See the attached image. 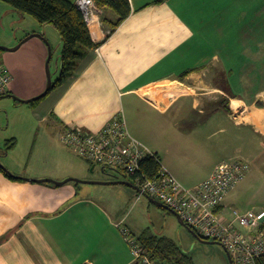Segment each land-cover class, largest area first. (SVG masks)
Wrapping results in <instances>:
<instances>
[{"label": "crops", "instance_id": "1", "mask_svg": "<svg viewBox=\"0 0 264 264\" xmlns=\"http://www.w3.org/2000/svg\"><path fill=\"white\" fill-rule=\"evenodd\" d=\"M129 1L131 14L113 33L109 23L116 16L102 9L99 23L89 28L100 46L73 77L35 106L26 104L35 121L62 136L71 128L94 134L123 116L131 136L187 188L204 182L222 162L245 161L250 170L220 214L231 221L235 211L255 213L264 225V0ZM40 26L49 45L51 26ZM45 50L38 51L32 80L5 56L11 63L4 65L11 75L7 93L29 100L46 91ZM14 174L25 180L0 172V264H133L116 227L123 222L135 235L122 216L129 201L115 206L99 190L122 185H55ZM66 176L53 178L62 182Z\"/></svg>", "mask_w": 264, "mask_h": 264}, {"label": "rangeland", "instance_id": "2", "mask_svg": "<svg viewBox=\"0 0 264 264\" xmlns=\"http://www.w3.org/2000/svg\"><path fill=\"white\" fill-rule=\"evenodd\" d=\"M23 18L26 19V22L23 23L25 25L22 24L25 20ZM44 28L33 17L20 14L10 5L0 1V41L12 40L16 43V46L13 47L0 46L13 49L28 37L37 35L23 43L14 52L0 50V62L6 66L11 65L9 60H5V56L6 58L12 56L14 63L22 68L24 73L29 74L28 79L32 80L33 77H38V73L34 69L38 61V51L43 48L46 52L45 49L48 48L49 53L42 66L46 90L48 86L46 63L50 55L49 46L52 55L49 71L54 84L60 75L58 53L59 50L62 51L63 43H60L61 38L55 27L51 26L46 29L50 37V40L47 38L48 45L44 41V35L41 34L44 33ZM20 68L18 69L21 73ZM14 138L17 141L15 150L4 155L3 148H5L7 140ZM0 164L5 168L8 167L6 169L12 175L19 173L33 177H44L33 180L50 179L59 182L53 177L62 178L67 175L64 180L96 181L97 178L118 176L111 169H107V173L104 174L102 166H96L92 171V164L67 147L62 142L61 136L49 130L46 124H38L35 121L29 105L17 106L13 98L0 99ZM82 186L87 185L83 184ZM102 188L106 189L99 190H106L103 195L111 200L110 202L115 206L119 205L117 202L124 204L125 199L129 201L122 216L125 221L127 220L125 225H130L135 235L140 236L145 230H149L153 235L170 237L183 250H187L185 252L193 258L195 264H232L226 248L220 244L211 245L200 242L187 226L179 223L176 216L169 215L152 204L147 196H143L141 200L136 202L139 191H134L124 185L116 188ZM192 240L195 241L194 245Z\"/></svg>", "mask_w": 264, "mask_h": 264}, {"label": "built area", "instance_id": "3", "mask_svg": "<svg viewBox=\"0 0 264 264\" xmlns=\"http://www.w3.org/2000/svg\"><path fill=\"white\" fill-rule=\"evenodd\" d=\"M89 28L99 23L103 11L95 0H76ZM11 83L8 69L0 62V95ZM62 142L80 157L93 164L126 175L139 188L137 200L143 196L155 199L173 212L199 237L218 242L231 256L233 264H258L264 257V228L255 213L234 212L227 221L218 209L230 192L249 172V163L233 160L216 166L212 175L194 188L183 186L161 163L158 174L150 179L141 170V161L154 156L143 143L131 136L123 116L91 134L77 128L65 131ZM123 222L116 225L131 249L133 264H161L152 259L138 238Z\"/></svg>", "mask_w": 264, "mask_h": 264}, {"label": "trees", "instance_id": "4", "mask_svg": "<svg viewBox=\"0 0 264 264\" xmlns=\"http://www.w3.org/2000/svg\"><path fill=\"white\" fill-rule=\"evenodd\" d=\"M0 1L10 5L20 14L33 17L40 25H51L55 27L59 33L63 43V48L60 54V75L57 81L53 84L51 90L57 86L67 83L75 74L79 64L85 60L91 51L100 46V43H97L92 39L91 32L83 12L78 8L76 2L72 0ZM162 1L164 0H160L159 2ZM95 2L98 7L109 10L116 16V20L109 23V29L112 33L131 14V4L129 0H95ZM49 92L46 93L45 96H47ZM10 95L12 94L9 92L4 95H0V99L10 97ZM44 97L30 103V105L35 106L43 100ZM15 102L17 104L21 103L16 100ZM16 146V139L7 140L5 148L3 149L4 154H8L13 151ZM92 166V168H94L93 164ZM160 168V158L157 154H154V156H146L141 161V171L150 179L154 178L158 174ZM103 171L107 172V168H103ZM0 172H3L7 177L14 181L25 180L12 175L1 164ZM117 178H122L124 181L129 180L128 182L134 184L133 180L128 178L126 175H119ZM221 208L222 207L218 209V212H220ZM262 227L264 228V225ZM196 236L198 240L210 241L203 239L198 235ZM136 237L146 249L149 256L152 259L159 261L161 264H195L193 258L188 253L183 251L181 247L172 239L153 235L149 230H145L140 236ZM258 264H264V257L258 260Z\"/></svg>", "mask_w": 264, "mask_h": 264}, {"label": "water", "instance_id": "5", "mask_svg": "<svg viewBox=\"0 0 264 264\" xmlns=\"http://www.w3.org/2000/svg\"><path fill=\"white\" fill-rule=\"evenodd\" d=\"M19 47L20 46H17L16 48H13V49H9V48L0 46V50L16 51ZM50 60H51V55L49 56V59L47 61V66H46L47 76H48V86H47L46 91L43 94H41L40 96H37L35 98L29 99V100H22V99H20L18 97H15L13 95H10V97L13 98L14 100L19 101V102L24 103V104H30V103H32L34 101H37V100L41 99L42 97H44L46 95V93H48L51 90L52 86H53V82H52V79H51V76H50V71H49ZM31 181L39 182V183H53L55 185H64V184L69 183V182H77V183H82V184H107V185L114 184V185H124V186L132 188V189H134L136 191H139V188L137 186H135L131 182L124 181V180H118V181H112V182H95V181H82V180H78V179H67V180H64L62 182H57V181H53V180H50V179H42V180H31ZM150 201H151L152 204L172 212L177 217L179 223L181 225H183V226H186L185 223L179 218V216L175 212H173L170 208H168L166 205H164L163 203H161V202H159V201H157L155 199H152V198H150ZM193 235L197 238L195 233H193ZM200 241L205 243V244H211V245L212 244H219L218 242H214V241H205V240H200ZM228 255H229V258L231 260V263L233 264L231 256H230L229 253H228Z\"/></svg>", "mask_w": 264, "mask_h": 264}]
</instances>
